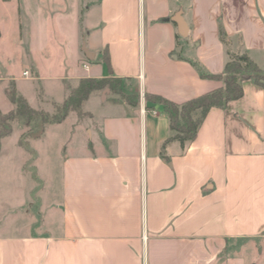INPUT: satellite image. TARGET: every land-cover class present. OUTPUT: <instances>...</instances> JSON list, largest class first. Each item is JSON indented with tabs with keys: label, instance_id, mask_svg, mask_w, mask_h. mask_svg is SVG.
<instances>
[{
	"label": "crops",
	"instance_id": "0c3cea01",
	"mask_svg": "<svg viewBox=\"0 0 264 264\" xmlns=\"http://www.w3.org/2000/svg\"><path fill=\"white\" fill-rule=\"evenodd\" d=\"M12 7L61 18L73 10V54L87 72L76 70L78 83L121 77L137 81L142 97L134 105L97 92V109H84L89 141L68 149L42 195L23 144L4 152L12 125L0 170L19 172L0 176V264H264V85L245 80L243 96L212 107L185 147L163 149L169 116L145 98L182 104L221 87L201 73H222L230 54L264 71V0H0V12ZM56 43L61 57L66 43ZM25 52L32 69L22 78L39 79L43 51L33 42ZM19 79L8 77L16 87ZM8 87L4 115L16 108ZM14 121L35 132L41 120Z\"/></svg>",
	"mask_w": 264,
	"mask_h": 264
},
{
	"label": "rangeland",
	"instance_id": "374dc122",
	"mask_svg": "<svg viewBox=\"0 0 264 264\" xmlns=\"http://www.w3.org/2000/svg\"><path fill=\"white\" fill-rule=\"evenodd\" d=\"M68 12L70 15L62 18L55 10L42 8L31 9L30 16H25L24 12L22 14L20 9L13 7L0 12V30L2 31L0 38L1 110H5L11 105L4 92V86H10V83L13 82L8 80V77H21L17 81L19 94L25 96L42 112L53 115L59 111L66 99L67 89L78 84V80L74 77L76 70L79 74L87 73L82 62L79 66L77 65L73 54L77 48V41L74 39L76 30L75 26L71 24L73 10L70 9ZM95 18H97V11L92 13L88 22L89 20L94 22ZM61 32L63 37L60 35ZM60 37L66 43L64 45L66 52L64 51V55L61 57L57 56V45L54 47L57 40L61 41ZM33 42L38 44L44 54L40 60V78H22L25 68L32 69L31 59L26 56L28 52H25V49ZM82 47L83 44H81ZM65 77L70 79L63 80ZM123 85L124 92L129 98L142 97V89L137 81H125ZM103 91H99V93L101 94ZM96 94L97 92H93L94 98L85 103V110L97 109L95 103H99V101ZM107 94L115 96V99L121 98V96L118 98L110 90L107 91ZM38 119L40 120L37 118L35 121ZM86 122L75 111H70L67 118L61 123L40 121L37 127H34L35 132L33 130L30 132L32 127L20 132L18 122L13 121V132L2 141L4 150H7L4 152L12 153L11 148H14V145L23 144L29 161L27 172L34 177V187L37 193L42 195L43 189L47 186L46 179L49 177L54 180L58 177L61 171L59 162L68 154V149L79 146L78 144L83 141H89ZM24 132H28V134L23 136ZM14 172L17 173L19 170L9 168L7 165L0 170V176L8 177L14 175Z\"/></svg>",
	"mask_w": 264,
	"mask_h": 264
},
{
	"label": "trees",
	"instance_id": "16d2710c",
	"mask_svg": "<svg viewBox=\"0 0 264 264\" xmlns=\"http://www.w3.org/2000/svg\"><path fill=\"white\" fill-rule=\"evenodd\" d=\"M221 36L223 41H226L224 30H221ZM106 61H109L108 56H106ZM201 75L222 80L223 85L182 104L172 102L160 95L145 94L147 109H152L155 105L160 104L169 116L170 128L173 134L166 140L163 149L173 140L180 141L183 147H185L187 142L195 140L202 122L212 107H224L229 101L243 96V82L245 80L252 79L258 84L264 85V71L247 54H230L222 73L210 74L202 72ZM123 82L124 78L115 76L81 78L77 86L69 89L59 111L53 115H48L30 106L27 99L18 93L15 82H11L6 92L16 108L6 115L0 111V143L3 137L11 133L12 122L16 119H22L30 125L37 118H40L43 123H61L67 118L70 111H75L80 118L87 116L88 113L83 107L85 101L93 92L109 89L128 103L138 104L139 97L129 98L125 94ZM162 155L167 159L164 155V150Z\"/></svg>",
	"mask_w": 264,
	"mask_h": 264
},
{
	"label": "water",
	"instance_id": "95a60500",
	"mask_svg": "<svg viewBox=\"0 0 264 264\" xmlns=\"http://www.w3.org/2000/svg\"><path fill=\"white\" fill-rule=\"evenodd\" d=\"M84 50H85V52H86V54H87V56H88L89 58H93V57H94L93 52H90V51L88 50V48L86 47L85 44H84Z\"/></svg>",
	"mask_w": 264,
	"mask_h": 264
},
{
	"label": "built area",
	"instance_id": "2783aa9c",
	"mask_svg": "<svg viewBox=\"0 0 264 264\" xmlns=\"http://www.w3.org/2000/svg\"><path fill=\"white\" fill-rule=\"evenodd\" d=\"M24 74H25L26 76H28L29 72H28V71H26Z\"/></svg>",
	"mask_w": 264,
	"mask_h": 264
}]
</instances>
